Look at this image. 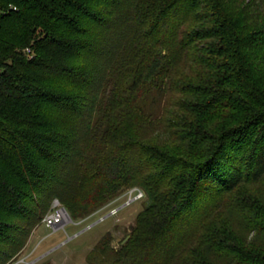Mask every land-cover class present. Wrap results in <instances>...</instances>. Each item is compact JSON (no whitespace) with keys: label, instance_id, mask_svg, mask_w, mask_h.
Wrapping results in <instances>:
<instances>
[{"label":"trees","instance_id":"16d2710c","mask_svg":"<svg viewBox=\"0 0 264 264\" xmlns=\"http://www.w3.org/2000/svg\"><path fill=\"white\" fill-rule=\"evenodd\" d=\"M134 187L89 264H264V0H0V264Z\"/></svg>","mask_w":264,"mask_h":264},{"label":"rangeland","instance_id":"374dc122","mask_svg":"<svg viewBox=\"0 0 264 264\" xmlns=\"http://www.w3.org/2000/svg\"><path fill=\"white\" fill-rule=\"evenodd\" d=\"M140 190L127 189L86 216L72 218L67 213L62 225L49 227L42 221L9 264H89L88 253L105 237L118 248L147 200Z\"/></svg>","mask_w":264,"mask_h":264},{"label":"built area","instance_id":"2783aa9c","mask_svg":"<svg viewBox=\"0 0 264 264\" xmlns=\"http://www.w3.org/2000/svg\"><path fill=\"white\" fill-rule=\"evenodd\" d=\"M28 52H31L29 49ZM140 194L144 193L140 190ZM68 211L64 210L59 200L55 199L53 202L52 210L44 217L43 223L49 227L62 225L66 221V215Z\"/></svg>","mask_w":264,"mask_h":264},{"label":"water","instance_id":"95a60500","mask_svg":"<svg viewBox=\"0 0 264 264\" xmlns=\"http://www.w3.org/2000/svg\"><path fill=\"white\" fill-rule=\"evenodd\" d=\"M64 210H66V208L64 207ZM67 211V210H66Z\"/></svg>","mask_w":264,"mask_h":264},{"label":"bare ground","instance_id":"6f19581e","mask_svg":"<svg viewBox=\"0 0 264 264\" xmlns=\"http://www.w3.org/2000/svg\"><path fill=\"white\" fill-rule=\"evenodd\" d=\"M67 216V214H65Z\"/></svg>","mask_w":264,"mask_h":264}]
</instances>
